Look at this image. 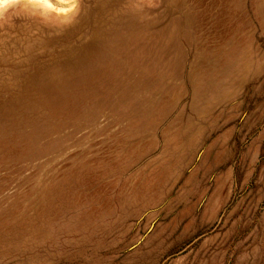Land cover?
I'll list each match as a JSON object with an SVG mask.
<instances>
[{
	"label": "rangeland",
	"instance_id": "obj_1",
	"mask_svg": "<svg viewBox=\"0 0 264 264\" xmlns=\"http://www.w3.org/2000/svg\"><path fill=\"white\" fill-rule=\"evenodd\" d=\"M3 1L0 264H264V0Z\"/></svg>",
	"mask_w": 264,
	"mask_h": 264
},
{
	"label": "bare ground",
	"instance_id": "obj_2",
	"mask_svg": "<svg viewBox=\"0 0 264 264\" xmlns=\"http://www.w3.org/2000/svg\"><path fill=\"white\" fill-rule=\"evenodd\" d=\"M4 2H6V1L1 0V1H0V4H3ZM44 2H45V4L51 6V3H50L48 0H45ZM50 6H49V7H50Z\"/></svg>",
	"mask_w": 264,
	"mask_h": 264
}]
</instances>
